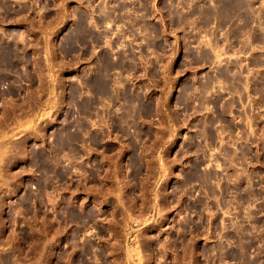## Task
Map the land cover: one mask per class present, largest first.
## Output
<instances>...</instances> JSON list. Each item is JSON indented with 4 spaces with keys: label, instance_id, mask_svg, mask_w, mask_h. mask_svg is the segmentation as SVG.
<instances>
[{
    "label": "rangeland",
    "instance_id": "rangeland-1",
    "mask_svg": "<svg viewBox=\"0 0 264 264\" xmlns=\"http://www.w3.org/2000/svg\"><path fill=\"white\" fill-rule=\"evenodd\" d=\"M236 1L0 0V264H264V0Z\"/></svg>",
    "mask_w": 264,
    "mask_h": 264
},
{
    "label": "bare ground",
    "instance_id": "bare-ground-1",
    "mask_svg": "<svg viewBox=\"0 0 264 264\" xmlns=\"http://www.w3.org/2000/svg\"><path fill=\"white\" fill-rule=\"evenodd\" d=\"M225 2H226V4L227 3H229V0L228 1H226L225 0ZM245 1H243V0H237L236 2H234V3H231V4H228L227 6H229L230 8H229V11L230 10H234V9H237V10H239V9H242V11L244 10L243 8L244 7H246L245 6V3H244ZM224 5H225V3H223ZM249 4V3H248ZM221 5V4H220ZM223 6V5H222ZM226 6V7H227ZM200 7V6H199ZM204 7V6H203ZM226 7L224 8V9H226ZM249 7L251 8V5L249 4ZM214 8V7H213ZM221 8V7H220ZM199 9V8H198ZM218 8H216L215 10H217ZM221 9H223V8H221ZM220 9V10H221ZM228 9V8H227ZM226 9V10H227ZM245 9H247V7L245 8ZM249 9V8H248ZM203 10V9H202ZM215 10H205L206 12L204 13V14H206V16H208V17H215V15H217L218 13L216 12V14H215ZM199 11H201V10H199ZM204 11V10H203ZM219 11V10H218ZM229 11H225V12H227V15H228V13H229ZM241 11V12H242ZM220 12V11H219ZM222 13H224V11L222 10L221 11ZM233 12V11H232ZM195 13H197V12H195ZM199 13H201V12H198V14ZM234 13V12H233ZM236 14H237V12H235ZM238 13H239V11H238ZM197 14V15H198ZM203 14V13H202ZM221 14V13H220ZM191 15V14H190ZM194 15V14H193ZM223 15V14H222ZM226 15V17L225 18H227L228 16ZM230 15V14H229ZM235 15V14H234ZM238 15V14H237ZM205 16V15H204ZM218 16H219V18H220V16L221 15H219L218 14ZM217 16V17H218ZM201 17V16H200ZM212 17V19H214ZM221 17H223V16H221ZM231 17H232V14H231ZM231 17H229L228 19H231L232 20V18ZM182 18V17H181ZM218 18V19H219ZM224 18V17H223ZM223 18L222 19H220L221 21L223 20ZM217 19V18H216ZM228 19H224V20H227L228 21ZM183 20V19H182ZM186 20V19H185ZM206 20H208V19H205V21ZM226 22V21H225ZM181 23H183V21L181 22ZM184 23L186 24V22L184 21ZM189 23V22H188ZM207 23H208V21H207ZM207 23H205V25L207 24ZM227 23V22H226ZM187 25V24H186ZM209 26V25H208ZM105 59V58H104ZM104 61V60H103ZM102 61V62H103ZM101 62V63H102ZM115 64V63H114ZM113 64V65H114ZM105 65H108L107 67H109V62H108V64H105ZM102 68V67H101ZM102 70V69H101ZM100 69H99V72L98 73H96L97 74V76H95L96 77V79H94V83H95V87H97L96 89H97V91H98V94H100V95H102V96H107V97H110L111 98V100H112V95L110 96V92H111V89L113 90V87H110V85L111 84H109V80L108 81H106L108 78H106L103 74L104 73H102V71H101ZM107 71L108 70H106L105 72H106V74L108 75V73H107ZM104 72V71H103ZM111 83V82H110ZM112 86V85H111ZM114 95V94H113ZM124 96H126V95H124ZM114 98V97H113ZM127 99V98H126ZM89 102V101H88ZM90 103V102H89ZM88 103V104H89ZM88 104H85L86 106H85V109L87 110L88 108H90L89 107V105ZM93 104V103H92ZM91 105V104H90ZM84 130V129H83ZM96 138V137H95ZM205 179V178H204ZM208 179V178H207ZM210 180V179H209ZM206 181V180H205Z\"/></svg>",
    "mask_w": 264,
    "mask_h": 264
}]
</instances>
